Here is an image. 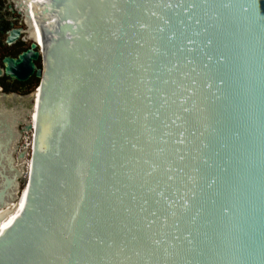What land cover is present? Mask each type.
Listing matches in <instances>:
<instances>
[{"label":"water","instance_id":"water-1","mask_svg":"<svg viewBox=\"0 0 264 264\" xmlns=\"http://www.w3.org/2000/svg\"><path fill=\"white\" fill-rule=\"evenodd\" d=\"M13 1L0 264H264V0Z\"/></svg>","mask_w":264,"mask_h":264},{"label":"flooded vegetation","instance_id":"flooded-vegetation-1","mask_svg":"<svg viewBox=\"0 0 264 264\" xmlns=\"http://www.w3.org/2000/svg\"><path fill=\"white\" fill-rule=\"evenodd\" d=\"M13 0H0V112L3 110L5 115L0 119L11 122L10 114L14 116L15 120L19 123L15 128L21 136H25L21 132L24 126V118H26L28 112L32 108V102L36 88L39 86L40 79L36 76L38 69H41L40 56L32 61L33 70L29 77L24 81H16L5 75L4 69L6 58L10 60H18L20 56H23L30 50V46L33 43L31 37V31L26 24L25 19L15 9ZM13 31H19V37L7 42L9 35ZM36 52L39 53V47H36ZM24 63V60H23ZM13 71L23 70V64L20 67H14ZM21 151L20 145L15 157Z\"/></svg>","mask_w":264,"mask_h":264},{"label":"bare ground","instance_id":"bare-ground-1","mask_svg":"<svg viewBox=\"0 0 264 264\" xmlns=\"http://www.w3.org/2000/svg\"><path fill=\"white\" fill-rule=\"evenodd\" d=\"M48 0H40L39 1V3H37L35 6H33L31 3H28V8L29 9H31V13L33 14V11H34V7H38L39 5H42V4H44L45 2H47ZM35 8V10H37ZM38 12H39V9H38ZM37 12V13H38ZM37 33H39V31H38V29H37ZM31 36H32V34H31ZM36 99H37V92L35 93V96H34V100H35V102H36ZM34 102V103H35ZM34 105V104H33ZM3 111V110H2ZM34 112V111H33ZM32 112V113H33ZM33 115H35V114H33ZM32 115V118H31V123L34 121V116ZM3 118V117H2ZM11 119V118H10ZM33 119V120H32ZM6 121V120H5ZM9 123V122H8ZM10 125L12 124V121L9 123ZM29 133H31V132H28V133H26L25 135H27V134H29ZM23 136V135H22ZM5 139H4V137L3 138H1V141H2V143H0V146H2L3 145V141H4ZM2 144V145H1ZM30 144H29V146H28V149L30 148ZM30 150V152H31V149H29ZM30 154V153H29ZM30 156V155H29ZM4 166V165H3ZM5 167V166H4ZM27 173V172H26Z\"/></svg>","mask_w":264,"mask_h":264},{"label":"rangeland","instance_id":"rangeland-1","mask_svg":"<svg viewBox=\"0 0 264 264\" xmlns=\"http://www.w3.org/2000/svg\"><path fill=\"white\" fill-rule=\"evenodd\" d=\"M33 104H34V102H33ZM30 142H31V133H29V134H27V135H25V136H22V138L18 141V144L20 145V146H22V145H24L25 143H28V144H30ZM30 149V148H29ZM28 149V155L27 156H29L30 154V150ZM23 170L25 171V172H27L28 173V167L26 166V165H24L23 166ZM27 173H26V178H27Z\"/></svg>","mask_w":264,"mask_h":264},{"label":"built area","instance_id":"built-area-1","mask_svg":"<svg viewBox=\"0 0 264 264\" xmlns=\"http://www.w3.org/2000/svg\"><path fill=\"white\" fill-rule=\"evenodd\" d=\"M12 2H13V5H14L15 9L21 14V16H23V15H24V13H23V7L18 8L17 4H16L14 1H12ZM36 90H37V88H36ZM31 134H32V133H31ZM31 140H32V136H31ZM30 145H31V142H30ZM28 146H29L28 143H25V144H24V147H26L27 151H28ZM20 149H22V146H21ZM30 149H31V146H30ZM27 155H28V154H27Z\"/></svg>","mask_w":264,"mask_h":264}]
</instances>
